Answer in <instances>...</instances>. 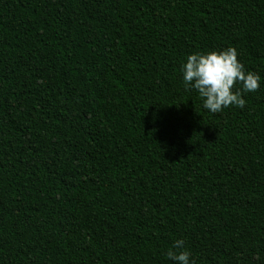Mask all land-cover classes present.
Listing matches in <instances>:
<instances>
[{
	"label": "trees",
	"instance_id": "obj_1",
	"mask_svg": "<svg viewBox=\"0 0 264 264\" xmlns=\"http://www.w3.org/2000/svg\"><path fill=\"white\" fill-rule=\"evenodd\" d=\"M227 48L260 87L211 113L180 66ZM176 240L264 264V0H0V264H173Z\"/></svg>",
	"mask_w": 264,
	"mask_h": 264
},
{
	"label": "clouds",
	"instance_id": "obj_2",
	"mask_svg": "<svg viewBox=\"0 0 264 264\" xmlns=\"http://www.w3.org/2000/svg\"><path fill=\"white\" fill-rule=\"evenodd\" d=\"M180 72L185 90L198 92L203 108L211 113L229 107L244 108L246 101L242 93H252L260 87V76L245 70L233 48L193 53L181 64ZM237 83L241 88L233 91ZM172 247L180 249L166 253L173 264H194L190 252L184 249L183 240L174 241Z\"/></svg>",
	"mask_w": 264,
	"mask_h": 264
}]
</instances>
